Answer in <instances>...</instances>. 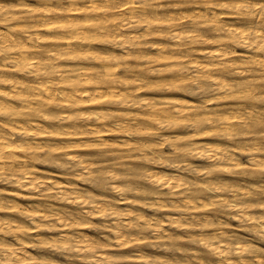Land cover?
I'll use <instances>...</instances> for the list:
<instances>
[{"label": "rangeland", "instance_id": "374dc122", "mask_svg": "<svg viewBox=\"0 0 264 264\" xmlns=\"http://www.w3.org/2000/svg\"><path fill=\"white\" fill-rule=\"evenodd\" d=\"M1 1L2 0H0V7H3L4 9H1L2 12L0 13L1 16L0 18H2L3 17L2 15L4 14L7 20H5L6 22L4 21L3 23V21L0 19L1 20L0 30H2L3 32L5 31L4 33L6 34L8 33V31H15V29L20 30L22 27L31 28L33 24V22H31L32 20L41 19L40 14L42 12L41 10L44 9V6H42L43 8L41 7L43 3L40 0L39 1L27 0L24 5H20L19 0H13V1L4 0L2 2ZM14 1L17 6H15V4H12V2L14 3ZM63 1L64 0L61 1L52 0L51 4L53 3L52 6L54 8L60 7L53 9L55 11L58 9V13L61 12V15L63 14L65 17L64 18L58 17L57 15L59 14L58 13L54 14L55 13L54 11L50 13L49 16L50 19H44L42 23L43 22L51 23L59 20L70 21V19L77 22L78 20V22L84 23V25H86L85 27H88L89 30H91L90 31L91 33L88 34L89 37L87 39V42H85L86 47L82 49L79 56L75 60L48 59L50 60L47 61L48 63L51 64L53 63L52 64V69L54 70L53 74L56 75L57 74L56 71L59 69H68L71 66H78V65L79 67L85 66L84 67L85 69L88 68L96 72H100L102 73L101 76H108L109 74H111L108 77L112 76L116 79V84H115L117 87L116 93H118L120 97L122 96L124 97L125 103H119L114 101V97L110 95V97H108L107 99L100 100V102L96 103V105L92 104L94 105V107L92 105L91 106L87 105L88 103L86 104V106L83 104L82 109H79L78 110L79 112L76 111L73 114L74 117L76 118L78 117V122H80L82 126L88 125L87 123L92 122L93 126L88 127V129H90L91 127L95 128L97 126L101 130L105 129L104 131L107 132V133L105 132L104 137L103 136L91 137L89 139L91 140L89 143L90 146L84 147V149L83 148L69 149L70 152H73L74 154L78 150L76 155H78V153L81 152L78 156L84 158L85 160L86 159L89 161L92 160L93 169L91 168L92 167L91 166L90 174L84 173L83 176L81 177L76 175V173L78 172L77 170L78 167H76V165L78 164L74 163V161L72 160H68V155L65 156L66 154H64L63 149L61 151L59 150L54 151L53 148H47L46 151L48 153L45 154L44 152L46 151H44L42 155L45 156L38 158L39 161L36 159L37 161H35V163L37 165L38 172H42L40 170L41 168L44 172L48 171L52 173L53 176L56 177V179L58 178V180H60L61 182L70 185L72 184L71 185L72 187L74 188L77 187L82 191H84V194L89 196L90 200L92 199V197H94L93 198L94 201L95 200L103 201L104 198L105 199L108 198L106 200L108 201L107 202L108 205H110L111 208H115L113 206H116V210L119 212L120 215L118 214L116 216L110 215L111 217L103 216L106 217L105 219L103 217L100 218V216H94L90 212V206L85 208V206L77 207L78 205H74L73 203H70L71 204L70 205L69 202L67 203V201H64L60 199L58 196H56L54 192L50 193L51 196L48 195L47 192L46 193L44 192L45 193L44 195L43 193H37L36 191L34 192L27 190L21 186L16 185V183L14 184V182L12 183L11 181L8 180L5 181L0 179V193L4 203H6L9 206L18 205L20 206V210L21 209L23 210L25 207L32 206V204L44 206L46 208H48L50 205L54 206L55 204V207L59 206L64 210L67 211L70 210L69 212L72 214L71 217L73 218L80 216V219L83 220L84 222L83 224L84 226H81L82 227L81 229L84 230V233L85 231H87L86 233L90 237L93 236L94 238L96 237L100 240H102L103 238L104 242H106L105 240L108 239V236L111 233V231H109L108 233L109 230L108 227L113 225L116 219L117 220L121 219L120 221H122L123 219H128V216L126 215L131 210L133 214H132V218L129 219V221L134 220L132 222L134 224L136 223V225L138 226L137 228L131 227L128 228L129 230H127L128 231L127 236H129L128 239L131 240L130 241L131 243L129 242L128 245L129 247H127L126 249H118L119 247L117 246V242L115 240L110 239L109 243L111 244V246H108V248L105 247L106 249H104V251L108 255L111 254L113 255L114 253L116 255L121 253V251L122 253H124L123 250L127 254L133 256L135 255L138 256V254H143L146 256V258L148 257V259H151L150 260L151 263L149 264H153L154 262H155L154 264H157L158 262H159L158 264H168V263L177 264L179 262L182 264H186L187 261H190V259L191 261H193L198 256L200 260L203 261V264L205 262H206L205 264H218L217 262L219 258L216 257L213 253L209 252V250L199 240L200 237L206 238L208 236L213 235V233H217L221 230L224 231L226 230L225 231L226 236L227 235L233 236L234 237L233 239L236 241V244L238 241H241L242 244L247 243L246 245H251L254 247L258 246L261 248V251H264V246H263L264 238H261L263 236L261 232L259 234L260 237H258L259 229L261 227V224L259 223L262 222L264 223V199H263L264 198V156H263L264 155V132H263L264 131V124H263L264 123V102H263L264 101V68H263L264 50H262L263 48L257 50L256 48L254 50L249 47L246 48L242 44V42H240L241 38L236 37V35L233 34L232 32L233 30H237V31H248L252 33L253 32L252 30H254L256 27L258 29L261 28V30L264 32V16H263L264 0H227V1L226 0H204V1L203 0H169V1L168 0H147V1L146 0L144 1L143 0H139V1L110 0L109 3H107L108 4L107 7L109 9L105 8V11L107 10L106 14L101 13L102 15H100L99 13H91L89 14L88 17L84 16V14H81L77 17L71 14L72 12H69L66 9V7L70 9L68 4L66 3L67 0L64 1V3ZM210 2L213 3L212 7L214 11H216L213 12L219 15L217 19L214 18L215 19L214 21L213 18L211 17L212 13H209L212 11L211 8L209 7L211 5ZM258 6H260V9ZM131 7H138L142 11L140 13L138 12L139 14L137 12L132 14H129L128 12L123 13L124 8L128 9ZM257 7H258L257 10H261V11L258 12L256 10ZM38 11L40 12L38 13ZM5 12H9L10 15L7 13H6L7 15H5ZM185 12L190 14L187 15L185 14ZM193 12L196 14H194ZM205 12L207 13V15L205 16H208L209 20L207 18H203L201 15L197 16V13L205 14ZM141 13L148 15H142ZM12 14L14 16H11ZM253 14L255 15L253 16ZM257 14H261V15L257 16ZM34 15L37 17H35ZM98 15H100L101 19H98L99 18ZM128 17L132 19H129ZM8 19L11 20L9 21ZM210 19L212 21H210ZM86 20H88L89 22ZM133 20H137V21L134 22ZM165 20L166 23H164L163 25V23L161 22H164ZM132 22L137 23V25L134 23L132 24ZM17 23H19L20 26L21 25L22 26L18 27L19 24L17 25ZM22 23H24V25ZM123 23L128 24L125 25L127 26L125 28H127L129 32H127L128 30L123 27L124 25ZM2 24L5 25L3 26ZM100 24H102L103 26ZM104 25H109L110 27L107 26L106 29ZM116 25L120 28H118ZM214 26L215 29H213ZM99 29L102 30L100 31ZM144 32L145 34H143ZM123 35H125V37H123ZM175 35H177V38H175ZM108 36H110L109 37L110 39L108 38ZM134 36H136V38H134ZM141 36L145 38H142ZM113 37L114 39H112ZM126 37L128 44H122L121 39L124 38L126 39ZM8 38H9V33L5 39ZM141 38L142 40L143 39L144 40L141 41ZM235 41L239 43H236ZM119 44L121 45L119 46ZM127 45L128 48L126 47ZM2 46H3V40L0 39V49ZM48 47L52 49L51 46ZM48 47L47 49L49 50ZM159 47H161V50ZM224 47L230 51L231 49L232 51L235 50L236 51V52L234 51L235 54H233L234 53L233 52L232 54H229L226 58L223 59L222 58L217 59L216 57L214 58V56L213 58H210L211 56L210 57L207 56L205 58L204 56H202V52H205L207 50L215 51L217 49ZM125 51L128 52L126 53ZM128 53H130L131 56ZM1 55L4 54L0 53V61L4 62V60H1V57H3ZM192 56H194V58L199 60L201 65H203L206 68L204 67L202 68L201 65L196 67L195 64L187 63L186 60L189 58H193ZM174 61L177 62L174 63ZM9 68L4 69V71L0 69V72L1 71L4 72L5 77L6 78L8 77L7 78L8 80L10 78L12 80H15L14 79L16 77L15 75L18 74L19 75L22 74L21 76L27 79L28 78L35 79V76L43 75L39 71V69L41 70L42 67L41 66L34 67L35 68L34 69L32 67V64L27 65L22 71H18V74L16 73L17 72L16 70L14 71L11 68L10 69ZM29 68H32L34 71H36V73L34 71L29 72ZM239 69L241 70L242 73L239 71ZM238 71L240 74L238 73ZM11 72L14 73L11 74ZM106 72H109L108 75ZM9 74H11L12 77ZM216 78L218 80L221 79L225 80L224 82H226L228 87L231 88L227 87L229 90L226 88V90H224L225 92L224 91L217 92L214 89L215 86H213L214 79ZM9 85L11 86L12 84L10 82L1 83V87H3L4 89L6 87L10 88ZM9 88L7 89L8 91ZM179 98L183 99L185 103L194 104L195 106H197V108L191 110L192 112L190 111L191 117L187 112L183 114L184 117L182 118L178 117V114L176 112L177 107L171 103L173 102V100ZM130 100H132V102H130ZM207 104L209 106H207ZM95 111L109 113L108 116L110 117L107 116V119H104L103 122L100 124V122L95 121V118H93L94 115L92 113H94ZM193 112H195V115L196 114L198 115L195 116ZM54 116L52 117L53 121L49 122V124L52 126V128H49V130L53 132H55L56 129H59L56 127L62 123V122H57V118L56 117L54 118ZM84 117H86V119ZM227 117L228 119L231 118L230 122H232L230 123L228 129H226L225 126ZM14 119H16V117ZM126 119L127 122H130L132 125H136V127L134 126L131 134L129 133L124 134V132H120V131L111 132L110 134L108 130L117 129L116 128L117 124H121V123L125 124ZM193 120H196L197 122ZM195 122L198 124H196ZM63 123H65L67 126L71 125V121L63 122ZM223 128L225 131L223 130ZM70 130H72V128H70ZM11 138L15 140H21L19 134L18 135L14 134L13 136L11 135ZM53 138L54 139L50 141L51 143L50 146L58 143L63 145L64 143L65 144L67 142L71 143L73 141L72 139H68L66 141L65 139L61 140L62 137L59 136L58 137L54 136ZM125 139H128V141L130 140V142L129 145L123 146L122 142ZM102 140L107 144H103ZM168 140L170 142H168ZM172 140L174 141L173 142L174 145L173 143H171ZM195 142L196 144L200 143L204 145L210 144V146L214 145V147L216 146L222 147L224 145L223 148H227V150L231 153L232 160L211 162L206 160V158L195 156L196 153L192 151L195 150V146H194ZM93 144L96 145V147H93L94 146ZM190 148L192 150H190ZM252 149L253 151H251ZM69 150H67V152ZM49 151L51 153L53 152L54 154L53 153L51 154ZM254 151L257 153V156L255 155L256 153L254 154ZM21 155L25 156L24 152H22ZM52 155L54 156V158ZM51 158L53 160L55 159V161L51 160ZM56 158L59 163L56 162ZM27 159H29V157H27ZM43 159H45L46 161H43ZM48 159H50L51 161ZM78 169H81V167ZM75 170L77 171L75 172ZM92 170L93 171L95 170V172H93ZM170 173L171 175H169ZM91 174L94 175L95 178ZM112 174L115 175L114 178L118 177V180L112 178L111 177ZM85 175H87L88 177L90 175L91 180H89L88 177H84ZM158 175L159 176L168 175L169 177L171 176L174 178L177 177L178 179H176L175 181L177 182L176 185L177 184L178 185L174 189L175 191L170 193V191L167 189L166 186L160 185V183L157 182L158 179L155 180L154 178L155 176ZM92 179L93 180L96 179V180L93 182ZM125 180L127 182H125ZM118 181L120 183H117ZM117 185H120L122 190H118L120 187ZM191 190H193V192ZM242 191L247 195L244 196ZM173 194L176 195L173 196ZM186 195L196 200L197 202L196 210L191 207H188L187 209V207L184 205V202L182 201L181 198H184ZM32 196H34L35 201ZM14 197H16L17 199ZM125 197H128L130 202L131 201L133 202L131 203V205L133 204L132 206H130V203L128 201L124 200ZM158 198L161 200H159ZM173 199L174 201H172ZM157 200H159L160 202H158ZM19 201L21 202V205ZM39 201H41L40 204L38 203ZM171 201L174 202V204L178 207H174L173 206L174 204L172 203L171 205L172 207L170 206L169 209V204H171ZM249 201L252 203V205ZM156 202L160 203V208H159V204ZM162 204H164L165 209H163V207L161 208ZM224 204L225 206L228 204L226 206L227 207L226 209L224 208ZM165 205H167L168 208H166L167 206ZM179 206L180 207L182 206L183 209L180 208ZM238 206L240 207L247 206L245 210L246 213L242 214V212L238 211L237 209ZM184 207L187 210L184 209ZM84 209L87 210L85 211ZM132 209H134V212ZM189 210L192 213H193L192 210L198 212L196 213L194 211L195 214L193 213L194 215H192L190 214L191 212ZM16 212L17 210L14 209L11 210L7 209L6 211H4L5 215L12 214V216H10L9 219L18 220L19 221L18 224H23L25 226L28 225L30 227H33V224L31 223L29 218H27L23 214H19ZM91 214L93 216H91ZM246 217H249L248 219L250 221L248 219L245 220ZM256 218L259 221H256ZM175 221H179L178 223L179 224L181 223V225L183 224V226H180L178 224L176 225ZM222 221L225 222L223 223ZM252 221H255L256 223ZM87 222L89 224L94 222V224L92 223V225H89L87 224ZM161 222H163V224ZM184 223L185 224L187 223V225L185 226ZM251 224H253V227L249 228V226H252ZM258 225H260V227ZM252 228L253 231L258 230L256 231L258 233L254 234L255 232L252 231ZM56 229H55L56 231L41 230L40 233L43 236V238L45 237L52 238V237H56L57 234H58L57 237H59L60 235L66 232V230H63L59 226ZM58 229L59 230L61 229L60 231L62 233L61 232L58 233L59 231ZM81 229L79 230L75 229L76 232L75 230L74 231L71 230L70 233L72 232L73 234H75L79 232ZM105 229L107 230L105 231ZM102 232L103 234H106V236L103 235ZM192 235L195 236L196 238L192 237ZM11 236L12 235H7L5 240L7 242L9 241L8 244L10 243L16 245L17 242L15 237L14 236L11 237ZM25 237H26V241L30 240L29 245L27 243V248H25L27 251L26 250L25 251L28 254L32 253L37 257L40 258L42 257V259H45V262L47 261L46 264L57 263L56 262L57 260L59 264H67L68 262H69L68 264H71V262L72 264L74 263L89 264L88 260L81 254L82 252L77 253L75 251L73 252L64 251L63 249H61L60 246H56L54 243L52 244L49 243L50 246L48 244H41L38 240H35L36 239L35 236L30 237L29 235H26ZM136 237L141 239H138ZM143 238L145 242L144 241L141 242ZM134 239L136 240V242ZM170 239H172L171 241L172 244H170L171 242H169ZM196 239L197 241H195ZM247 239H249L250 241ZM247 241H249V244ZM252 242L253 244H251ZM112 244L115 245L112 246ZM38 246L40 248H38ZM54 247H58V248L55 249ZM148 253L150 254V256ZM194 253L196 254L194 255ZM68 254L71 255V257ZM151 254L153 258H150ZM80 255L81 258L83 257L84 258L80 259ZM159 256H161V258ZM177 256L181 261L177 260L178 259ZM262 256H264V252L262 253ZM192 257L194 258L192 259ZM261 258L264 260L263 257ZM168 260H170V262H167ZM61 261H63V263ZM122 262H126V261L123 260ZM139 262L140 261L136 262V260L135 261L133 260L132 263L130 264H147L145 263V261L144 262L142 261L140 263ZM120 264L123 263L120 262Z\"/></svg>", "mask_w": 264, "mask_h": 264}, {"label": "bare ground", "instance_id": "6f19581e", "mask_svg": "<svg viewBox=\"0 0 264 264\" xmlns=\"http://www.w3.org/2000/svg\"><path fill=\"white\" fill-rule=\"evenodd\" d=\"M4 1V0H2ZM1 1V2H2ZM13 1V0H11ZM27 0H19V4L20 5H24L25 2ZM32 1V0H31ZM35 1H39V0H35ZM44 6V9L41 10V19H37V20H32L31 22H33L32 27L30 28H21L20 30L15 29V31H8L9 33V38L5 39L8 36V33H4L2 30H0V39L3 40V46L0 49V53H3L4 55H1L3 57H1V60H4V62L0 61V69H2V71H4V69L6 68H11L12 70H16L17 74L18 71H22L27 65L32 64V67H39L41 66L42 69L39 71L41 72V76H35V79H27L24 78L21 75H15L16 77L14 78L15 80H12L11 78L8 80L5 77L4 72H0V179L5 180V181H11L12 183L14 182V184L16 183V185L21 186L27 190L30 191H36L37 193H43L45 195V193L47 192L48 195H50V193L54 192L56 194V196H58L60 199L67 201V203H73L74 205H78L79 206H85L88 207L90 206V212L94 215V216H100V218H102L103 216H112V215H120L119 212L116 210V206H113L115 208H111L110 205H108V201H106L107 199L104 198L103 201H99V200H95L94 201V197H92V199L90 200L89 196H87L86 194H84V191H82L79 188H74L72 187L70 184L61 182L60 180H58V178L56 179V177L53 176L52 173L48 172H44L41 168L40 170L42 172H38L37 170V165L35 163V161L38 160V158L40 157H44L42 155V153L44 151L47 150V148H53L54 151H61L63 149L64 154H66L65 156L68 155V160H72L74 161V163L78 164L76 165L77 170H78V174L76 173V175H78L79 177L83 176V174L87 173L90 174L91 170L90 167L93 169V162L92 160H85L82 157H79L78 155L81 153L74 154L73 152H70V148H78V149H84V147H88L90 146V141L89 140L91 137H104V134L106 131L101 130L100 128H98L97 126L95 128H90L88 129V127L93 126L92 122L87 123L88 125L82 126V124H80V122H78V117H74V113L76 111H78L79 109H82V105L84 104L86 106L89 105L91 106L92 104H95L100 102V100L102 99H107L108 97H110V95H112L114 97V101L119 102V103H125L124 102V97H120V95H118V93H116V79L112 76L108 77V73L106 72L108 76H101L102 73L100 72H96L92 69H88V68H84V67H79L78 66H71L68 69H59L56 71V75L53 74L54 70L52 69V64L48 63L47 61H50L48 59H71V60H75L80 52L82 51L83 48L86 47L85 42H87L88 39V34H90L91 30H89L88 27H85L86 25H84V23L82 22H77L74 20L67 21V20H59L56 22H49V23H42V21L44 19H50V13L54 12L55 8H60V7H53L51 4L52 0H40ZM59 1V0H57ZM61 1V0H60ZM66 1V0H64ZM63 1V3H64ZM110 0H67L66 3L68 4V6L70 7V9H68L66 7V9L69 12H72L71 14L75 15L76 17L84 14V16L88 17L89 14L91 13H99L100 15L106 14L107 10L105 11V8L107 7V3H109ZM118 1V0H117ZM139 1V0H138ZM144 1V0H143ZM147 1V0H146ZM169 1V0H168ZM204 1V0H203ZM227 1V0H226ZM55 2V1H54ZM254 2V1H252ZM5 3V2H4ZM11 3V2H10ZM59 3V2H58ZM62 3V2H61ZM62 3V4H63ZM106 3V4H105ZM111 3V2H110ZM117 3V2H116ZM207 3V2H206ZM3 4V3H2ZM12 4H15L12 2ZM18 4V3H17ZM32 4V3H31ZM37 4V3H36ZM174 4V3H173ZM209 4V3H208ZM210 8H211V12L212 13L211 17L213 18V21L215 20L214 18H218L219 15H217V13H214L216 11H214L213 9V3L210 2ZM228 4V2H227ZM39 5V4H38ZM64 5V4H63ZM143 5V4H141ZM15 6H17L15 4ZM140 6V5H139ZM20 7V6H18ZM150 7V6H149ZM225 7V6H224ZM247 7V6H246ZM250 7V6H249ZM255 7V6H254ZM260 9V6H258ZM258 7L256 8V10L258 9ZM17 8V7H16ZM15 8V9H16ZM23 8V7H22ZM43 8V7H42ZM41 8V9H42ZM54 8V9H53ZM146 8V7H145ZM173 8V7H172ZM222 8V7H221ZM248 8V7H247ZM1 9H4L3 7H0V13L2 12ZM109 9V8H108ZM137 9V10H136ZM144 9V8H143ZM207 9V8H206ZM19 10V9H17ZM16 10V11H17ZM117 10V9H116ZM136 10V11H135ZM217 10V9H216ZM245 10V9H244ZM6 11V10H5ZM10 11V10H9ZM14 11V10H13ZM25 11V10H24ZM142 10L138 7H131V8H124L123 13H140ZM198 11V10H197ZM203 11V10H202ZM214 11V12H213ZM224 11V10H223ZM258 12L261 10H257ZM12 12V11H11ZM18 12V11H17ZM40 11H38L39 13ZM60 12V11H59ZM111 12V11H110ZM109 12V13H110ZM145 12V11H144ZM187 12V11H186ZM185 14H190V13H186ZM200 12V11H199ZM4 13V12H3ZM10 15L9 12H5V15L7 14ZM13 13V12H12ZM25 13V12H24ZM37 13V14H38ZM58 13V9L55 11L54 14ZM63 13V12H62ZM116 13V12H114ZM113 13V14H114ZM122 13V12H121ZM138 13V14H139ZM194 13V12H193ZM202 13V12H201ZM201 13H197V16L201 15L203 18H207L208 16L207 13L205 12V14H201ZM257 13V12H256ZM255 13V14H256ZM14 14V13H13ZM11 16H14V15ZM33 14V13H32ZM59 15H57L60 18H64L65 16L62 14L61 12L58 13ZM112 14V15H113ZM142 14V13H141ZM196 14V13H194ZM253 14V16L255 15ZM2 15V14H1ZM96 15V14H95ZM94 15V16H95ZM100 15H98V19L100 18ZM142 15H148V14H142ZM192 15V14H191ZM209 15V14H208ZM260 16L261 14H257V16ZM3 17L0 18L3 23L5 20H7V18L4 16V14L2 15ZM10 16V17H11ZM32 16V15H31ZM35 16V15H34ZM127 16V14H126ZM125 16V17H126ZM264 16V15H263ZM1 17V16H0ZM8 17V16H7ZM9 17V18H10ZM26 17V16H25ZM37 17V16H35ZM68 17V16H66ZM93 17V16H92ZM104 17V16H102ZM116 17V16H115ZM118 17V16H117ZM130 17V16H129ZM128 17V18H129ZM133 17V16H131ZM135 17V16H134ZM150 17V16H149ZM148 17V19H149ZM169 17V16H167ZM252 17V14H251ZM250 17V18H251ZM262 17V16H261ZM15 18V17H14ZM71 18V17H69ZM75 18V17H74ZM72 18V19H74ZM97 18V16H96ZM123 18V17H122ZM145 18V17H143ZM171 18V17H170ZM28 19V18H27ZM34 19V18H33ZM78 19V18H77ZM90 19V18H89ZM104 19V18H103ZM132 19V18H129ZM135 19V18H134ZM221 19V18H220ZM261 19V18H260ZM259 19V20H260ZM0 20V21H1ZM9 20V19H8ZM11 20V19H10ZM9 20V21H10ZM25 20V19H24ZM54 20V19H52ZM76 20V19H75ZM92 20V19H91ZM113 20V19H112ZM138 20V19H137ZM137 20H133L134 22H136ZM144 20V19H143ZM156 20V19H155ZM164 20V19H163ZM206 20V19H205ZM209 20V19H208ZM88 21V20H86ZM97 21V20H95ZM106 21V19H105ZM114 21V20H113ZM125 21V20H124ZM139 21V20H138ZM151 21V19H150ZM158 21V20H157ZM210 21H212L210 19ZM6 22V21H5ZM30 22V23H31ZM89 22V21H88ZM87 22V23H88ZM92 22V21H91ZM132 22V24L134 23ZM142 22V20H141ZM193 22V21H192ZM205 22V21H204ZM121 23V22H119ZM166 23V20L164 22ZM19 23H17L18 25ZM24 25V23H22ZM117 24V23H116ZM124 24V23H123ZM127 24V23H126ZM126 24L123 25V27H127L125 26ZM137 25V23H134ZM3 25V24H2ZM1 25V26H2ZM5 25V24H4ZM3 25V26H4ZM8 25V24H6ZM15 25V24H14ZM16 25V26H17ZM102 25V24H100ZM128 25V24H127ZM176 25V24H175ZM20 26V24L18 25V27ZM22 26V25H21ZM20 26V27H21ZM103 26V25H102ZM105 28L109 25H104ZM117 26V25H116ZM208 26V25H207ZM211 26V25H210ZM218 26V25H217ZM14 27V26H12ZM96 27V26H95ZM118 27V26H117ZM220 27V26H219ZM226 27V26H225ZM115 28V27H114ZM120 28V27H118ZM129 28V26H128ZM218 28V27H217ZM230 28V27H229ZM94 29V28H93ZM92 29V30H93ZM104 29V28H103ZM107 29V28H106ZM127 29V28H125ZM215 29V26L214 28ZM11 30V28H10ZM100 30V29H99ZM102 30V29H101ZM100 30V31H101ZM105 30V29H104ZM128 30V29H127ZM228 30V29H227ZM123 31V30H122ZM182 31V30H180ZM184 31V30H183ZM186 31V30H185ZM220 31V30H219ZM232 31V30H231ZM253 34L251 32L248 31H237V30H233V34L236 35V37L241 38L242 44L247 48H251V49H260L263 48L262 50H264V32L260 29H258L257 27L252 30ZM129 32V30L127 31ZM148 32V31H147ZM93 33V32H92ZM112 33V32H111ZM126 33V32H125ZM157 33V32H156ZM183 33V32H182ZM181 33V34H182ZM140 34V33H139ZM145 34V32L143 33ZM141 34V35H143ZM200 34V33H199ZM218 34V33H217ZM238 34V35H237ZM107 35V34H106ZM138 35V34H136ZM178 35V34H177ZM177 35H175V38H177ZM145 36V35H143ZM191 36V35H190ZM196 36V35H195ZM209 36V35H208ZM233 36V35H232ZM231 36V37H232ZM253 36V37H252ZM110 36H108L109 38ZM120 37V36H119ZM123 37H125V35H123ZM142 37V36H141ZM224 37V36H223ZM222 37V38H223ZM122 38V37H121ZM134 38H136V36H134ZM145 38V37H142ZM141 38V41H143ZM192 38V37H191ZM209 38V37H208ZM238 38V39H239ZM110 39V38H109ZM114 39V37L112 38ZM185 39V38H184ZM212 39V38H210ZM230 39V37H229ZM236 39V38H235ZM237 39V40H238ZM120 40V39H119ZM196 40V39H195ZM209 40V39H208ZM234 40V39H233ZM112 41V40H109ZM182 41V40H181ZM206 41V39H205ZM122 44H128L127 41V37L126 39H121ZM131 42V40H130ZM140 42V41H137ZM208 42V41H207ZM205 42V43H207ZM213 42V41H211ZM216 42V41H214ZM219 42V41H218ZM236 43H239L237 41H235ZM88 44V43H87ZM133 44V43H131ZM241 44V45H242ZM2 45V44H1ZM121 44H119L120 46ZM208 45V44H207ZM212 45V44H211ZM225 45V44H223ZM48 46H51L52 49H50ZM88 46V45H87ZM132 46V45H131ZM136 46V45H135ZM139 46V45H138ZM227 46V44H226ZM229 46V45H228ZM235 46V45H234ZM47 47L49 48V50L47 49ZM128 48V45L126 46ZM142 47V46H140ZM230 47V46H229ZM232 47V45H231ZM123 48V46H122ZM121 48V49H122ZM126 48V49H127ZM161 50V47H159ZM242 49V48H241ZM245 49V48H244ZM250 49V50H251ZM125 50V49H124ZM123 50V51H124ZM205 50V49H204ZM163 51V50H162ZM161 51V52H162ZM165 51V50H164ZM176 51V50H175ZM235 51V50H234ZM234 51L227 50V48H220L217 49L215 51H205L202 52V56L207 57V56H211L210 58H214L216 57L217 59L219 58H226L229 54H232ZM126 52V51H125ZM128 52V51H127ZM126 52V53H127ZM131 52V51H130ZM152 52V51H151ZM236 52V51H235ZM235 52L233 54H235ZM159 53V52H157ZM165 53V52H164ZM167 53V52H166ZM239 53V52H238ZM130 55V53H128ZM152 54V53H151ZM161 54V53H159ZM253 54V53H252ZM261 54V53H260ZM123 55V53H122ZM166 55V54H165ZM247 55V54H245ZM255 55V54H254ZM131 56V55H130ZM164 56V55H163ZM191 56V55H190ZM264 56V55H263ZM124 57V56H123ZM127 57V56H126ZM125 57V58H126ZM153 57V56H152ZM155 57V56H154ZM170 57V56H169ZM193 58H189L186 60L187 63L190 64H195L196 67L200 66L201 63L199 62V60H197L196 58H194V56H192ZM246 57V56H245ZM120 58V57H119ZM118 58V59H119ZM163 58V57H162ZM168 58V57H167ZM171 58V57H170ZM203 58V59H204ZM169 59V58H168ZM208 59V58H207ZM221 59V60H222ZM233 59V58H232ZM231 59V60H232ZM95 60V59H94ZM115 60V59H114ZM165 60V59H163ZM235 60V59H234ZM33 61V62H32ZM53 61V60H52ZM217 61V60H216ZM96 62V61H95ZM177 61H174V63ZM215 62V61H214ZM219 62V61H218ZM74 63V62H73ZM236 63V62H235ZM55 64V63H54ZM61 64V63H60ZM59 64V65H60ZM86 64V63H85ZM91 64V63H90ZM121 64V63H120ZM162 64V63H160ZM232 64V63H231ZM89 65V64H88ZM108 65V64H106ZM125 65V64H124ZM212 65V64H211ZM9 66V67H8ZM112 66V65H111ZM202 68L204 67L203 65H201ZM60 67V66H59ZM87 67V66H86ZM132 67V66H131ZM9 68V69H10ZM206 68V67H204ZM227 68V67H226ZM242 68V67H241ZM264 68V67H263ZM35 69V68H34ZM104 69V68H103ZM196 69V68H195ZM6 71V70H5ZM34 71L32 68H29V72ZM103 71V70H102ZM239 71L241 72V70L239 69ZM238 71V73H239ZM243 71V70H242ZM245 71V70H244ZM250 71V70H249ZM26 72V71H25ZM28 72V73H29ZM36 73V71H34ZM104 72V71H103ZM126 72V71H125ZM14 72H11V74ZM22 73V72H21ZM177 73V72H176ZM231 73V72H230ZM242 73V72H241ZM11 74H9L11 76ZM24 74V73H23ZM180 74V73H179ZM202 74V73H201ZM240 74V73H239ZM244 74V73H243ZM37 75V74H36ZM105 75V74H104ZM156 75V74H155ZM227 75V74H226ZM252 75V74H251ZM8 76V75H7ZM12 77V76H11ZM18 77V78H17ZM242 78V77H241ZM221 79V78H220ZM31 80V81H30ZM234 80V79H233ZM225 80H218L217 78L214 79V84L213 86L214 89L218 92L220 91H224L226 90V88L228 87V85L226 84V82H224ZM10 82L12 85L9 88V91L7 90L8 88L6 87L5 89L3 87H1V83H7ZM202 82V81H201ZM229 82V80H228ZM237 82V81H236ZM251 82V81H249ZM36 84V85H35ZM205 85V84H204ZM246 85V84H245ZM249 85V84H248ZM247 85V86H248ZM5 86V84H4ZM232 86V85H231ZM234 86V85H233ZM231 88V87H228ZM227 88V89H228ZM250 89V88H249ZM149 90V89H148ZM229 90V89H228ZM225 92V91H224ZM175 93V92H174ZM148 94V93H147ZM208 95V94H207ZM221 95V93H220ZM228 95V94H227ZM183 96V95H182ZM219 96V95H218ZM137 97V96H136ZM180 97V96H179ZM196 97V96H195ZM200 97V96H199ZM202 97V96H201ZM206 97V95H205ZM249 97V96H248ZM241 98V97H240ZM241 100V99H240ZM259 100V99H258ZM263 100V99H262ZM152 101V100H151ZM168 101V100H167ZM249 101V100H248ZM129 102V100H128ZM130 102H132V100H130ZM187 102V101H186ZM244 102V101H243ZM264 102V101H263ZM248 103V102H247ZM259 103V102H258ZM171 104H174L177 107V114L179 118L184 117L183 114L185 112H187L190 114V111L194 108H197V106H195L194 104H188L185 103V101L183 99H175L173 100V102ZM243 104V103H242ZM262 104V103H261ZM105 105V104H104ZM114 105V104H113ZM148 105V104H147ZM94 107V105H92ZM207 106H209L207 104ZM241 107V106H240ZM224 108V107H223ZM227 108V107H226ZM229 108V107H228ZM239 108V107H238ZM243 109V108H242ZM244 110V109H243ZM59 111V112H58ZM231 111V110H230ZM79 112V111H78ZM163 112V111H162ZM192 112V111H191ZM86 113V112H85ZM84 113V114H85ZM88 113V112H87ZM91 113V112H90ZM197 113V112H196ZM94 115L93 118H95V121L100 122V124L103 122L104 119H107V116L109 115V113H104V112H94L92 113ZM193 114L195 115V112H193ZM55 115V116H54ZM86 115V114H85ZM88 115V114H87ZM193 115V116H194ZM198 115V114H196ZM195 115V116H196ZM54 116V118H57V122H62L59 126H55L56 129L55 132L49 130V128H52V126L49 124L50 121H53L52 117ZM188 116V115H187ZM16 117V119L14 118ZM110 117V116H108ZM177 117V120H178ZM191 117V116H190ZM86 119V117H84ZM88 118V116H87ZM126 118V117H125ZM124 118V119H125ZM230 118V117H229ZM90 119V118H89ZM123 119V117H122ZM129 119V118H127ZM126 119V123L125 124H117L116 128L117 129H111L108 130L111 134V132H115V131H120V132H124V134H131V132L133 131L134 126L136 127V125H132L130 122H127ZM185 119V118H184ZM190 119V118H189ZM231 119V118H230ZM230 119L226 120V129L229 128L230 123ZM249 119V118H248ZM83 120V119H82ZM131 120V119H130ZM152 120V119H151ZM223 120V118H222ZM241 120V119H240ZM71 121V125H66L63 122H70ZM85 121V120H84ZM83 121V122H84ZM120 121V120H119ZM118 121V122H119ZM196 121V120H193ZM197 122V121H196ZM195 122V123H196ZM120 123V122H119ZM222 123V122H221ZM240 123V122H239ZM95 124V123H94ZM97 124V123H96ZM99 124V125H100ZM105 124V123H104ZM112 124V123H111ZM116 124V122H115ZM184 124V123H183ZM198 124V123H196ZM254 124V123H253ZM262 124V123H261ZM264 124V123H263ZM110 125V124H109ZM185 125V124H184ZM222 125V124H221ZM197 126V125H196ZM54 127V128H55ZM187 127V126H186ZM62 128V129H61ZM70 128H72V130H70ZM225 128V127H224ZM223 128V130H224ZM256 129V128H255ZM142 130V129H141ZM225 131V130H224ZM255 131V130H254ZM259 131V130H258ZM176 132V131H175ZM186 132V131H185ZM191 132V131H190ZM264 132V131H263ZM57 133V134H56ZM107 133V132H106ZM139 133V132H136ZM182 133V132H181ZM210 133V132H209ZM14 134L18 135L21 137V140H15L13 138H11V135L13 136ZM134 134V133H133ZM188 134V133H187ZM251 134V133H250ZM245 135V134H244ZM54 136H59L62 137L61 140H68V139H72L73 141L71 143L67 142L66 144L64 143L63 145H61L60 143L58 144H53L52 146H50V141H52L54 138ZM168 136V135H167ZM141 137V136H140ZM200 137V136H199ZM125 138V137H124ZM218 138V137H217ZM57 139V138H55ZM173 139V138H172ZM224 139V138H223ZM238 139V137H237ZM246 139V138H245ZM234 140V139H233ZM242 140V139H241ZM247 140V139H246ZM255 140V139H254ZM108 141V140H107ZM203 141V140H201ZM222 141V140H221ZM250 141V140H249ZM103 142V140H102ZM111 142V141H110ZM130 140L128 141V139H125L122 142V145H129ZM168 142H170L168 140ZM174 141L172 140L171 143H173ZM113 143V142H112ZM111 143V144H112ZM147 143V142H146ZM176 143V141H175ZM208 143V142H207ZM215 143V142H214ZM236 143V142H235ZM103 144H107L105 142H103ZM115 144V142H114ZM113 144V145H114ZM226 144V142H225ZM94 145V144H93ZM92 145V146H93ZM172 145V144H171ZM174 145V143H173ZM217 145V144H216ZM221 145V144H220ZM223 145V144H222ZM110 146V145H108ZM195 150H192L190 148V150L194 151L196 153L195 156L201 157V158H206V160L211 161V162H221V161H230L232 160V156L231 153L227 150V148H223L224 145L222 147L220 146H210V144L208 145H204V144H196L195 142ZM93 147H96V145H94ZM174 147V146H173ZM176 147V146H175ZM90 148V147H89ZM235 148V147H234ZM233 148V149H234ZM257 148V147H256ZM87 149V148H85ZM181 149V148H180ZM42 150V151H39ZM67 150H69L67 152ZM261 150V149H260ZM168 151V150H167ZM249 151V150H248ZM253 151V149L251 150ZM24 152L25 156L21 155V153ZM41 152V153H40ZM50 152V151H49ZM61 152V153H63ZM241 152V151H240ZM259 152V151H258ZM45 154L48 153L47 151L44 152ZM51 153V152H50ZM49 153V155H50ZM53 153V152H52ZM51 153V154H52ZM56 153V152H55ZM60 153V154H61ZM145 153V152H144ZM250 153V152H249ZM256 152L254 151V154ZM260 153V152H259ZM54 154V153H53ZM101 154V153H100ZM262 154V153H261ZM48 155V154H47ZM249 155V154H248ZM257 156V153L255 154ZM254 155V156H255ZM53 156V155H52ZM178 156V155H177ZM264 156V155H263ZM27 157H29V159H27ZM63 157V156H62ZM156 157V156H155ZM160 157V156H159ZM182 157V156H181ZM54 158V156H53ZM58 158V157H57ZM56 158V162L57 161ZM153 158V157H152ZM257 158V157H256ZM37 159V160H36ZM47 159V158H46ZM135 159V158H134ZM263 159V158H262ZM50 160V159H48ZM47 160V161H48ZM51 160H53L51 158ZM50 160V161H51ZM62 160V159H61ZM39 161V160H38ZM43 161H46L45 159H43ZM55 161V159L53 160ZM71 161V162H72ZM201 161V160H200ZM92 162V163H91ZM161 162V161H160ZM59 163V162H58ZM62 163V162H61ZM210 164V163H209ZM60 166V165H59ZM39 168V167H38ZM162 169V168H161ZM75 170V172L77 171ZM82 171V173H81ZM93 171V170H92ZM165 171V170H164ZM175 171V170H174ZM95 172V170L93 171ZM178 172V171H177ZM263 172V171H262ZM145 173V172H144ZM205 173V172H204ZM261 173V172H260ZM165 174V173H164ZM92 175V174H91ZM171 175V173L169 174ZM194 175V174H193ZM57 176V175H56ZM94 177V175H92ZM114 174L111 175L112 178H114ZM159 176V175H158ZM155 176V180H157L158 183H160V185L162 186H166L167 189L170 191V193H172L173 191H175L174 189L177 187L176 185V179H178L177 177H169L168 175H160L159 177ZM176 176V175H175ZM59 177V176H58ZM84 177H88L87 175H85ZM89 180L90 179V175H89ZM95 178V177H94ZM127 178V176H126ZM125 178V179H126ZM61 179V178H60ZM116 180H118L117 178H114ZM130 179V178H129ZM210 179V178H209ZM96 180V179H95ZM95 180L92 179V181L94 182ZM124 180V179H123ZM127 180V179H126ZM125 180V182H127ZM4 181V182H5ZM91 181V182H92ZM104 181V180H103ZM130 181V180H129ZM128 181V182H129ZM3 182V181H1ZM156 182V181H155ZM117 183H120L119 181ZM81 185V184H79ZM15 186V185H14ZM83 186V185H82ZM86 186V185H85ZM114 186V184H113ZM116 186V183H115ZM120 187V185H117ZM80 187V186H79ZM5 188V187H4ZM116 188V187H115ZM162 188V187H161ZM193 188V187H192ZM191 188V189H192ZM250 188V187H249ZM11 189V188H10ZM118 189V188H117ZM194 189V188H193ZM118 190H122V188L120 187ZM195 190V189H194ZM229 190V189H228ZM242 190V189H241ZM244 190V189H243ZM247 190V189H245ZM6 191V190H5ZM14 191V190H13ZM22 191V190H21ZM20 191V192H21ZM177 191V190H176ZM193 192V190H191ZM19 192V190H18ZM45 192V193H44ZM86 192V191H85ZM88 192V191H87ZM184 192V191H182ZM195 192V191H194ZM245 192V191H244ZM247 192V191H246ZM3 193V192H2ZM98 193V192H97ZM180 193V191H179ZM243 193V191H242ZM241 193V195H242ZM16 194V193H15ZM25 194V192H24ZM100 194V193H99ZM102 194V193H101ZM159 194V193H158ZM184 194V193H183ZM191 194V193H190ZM236 194V193H235ZM249 194V193H248ZM8 195V194H7ZM28 195V194H27ZM30 195V194H29ZM32 195V194H31ZM39 195V194H38ZM42 195V194H41ZM89 195V194H88ZM104 195V194H103ZM162 195V194H161ZM176 194H173V196ZM181 195V194H180ZM243 195H247L246 193H243ZM262 195V194H261ZM16 196V195H13ZM51 196V195H50ZM10 197V195H9ZM25 197V196H24ZM31 197V196H29ZM34 199V196H32ZM41 197V196H40ZM44 197V196H43ZM178 197V196H176ZM13 198V197H12ZM16 198V197H14ZM42 198V197H41ZM46 198V197H45ZM262 198V197H261ZM17 199V198H16ZM29 199V198H28ZM56 199V197H55ZM159 199V198H158ZM182 201L184 202V205L187 207H191L193 209L196 210L197 207V202L194 198L189 197L188 195H186L184 198H181ZM247 199V198H245ZM259 199V198H258ZM264 199V198H263ZM19 200V199H18ZM126 201H128L130 203H133L132 201H129L128 197H125ZM161 200V199H159ZM159 200H157L158 202H160ZM250 200V199H249ZM255 200V199H254ZM25 201V200H24ZM33 201V200H32ZM35 201V199H34ZM58 201V200H57ZM125 201V202H126ZM174 201V199L172 200ZM171 201V204H169V209L170 206L172 205V203L174 204V202ZM180 201V199H179ZM251 201V200H250ZM249 201V202H250ZM23 202V201H22ZM49 202V201H48ZM47 202V203H48ZM51 202V201H50ZM63 202V201H62ZM113 202V201H112ZM111 202V203H112ZM156 202V203H158ZM214 202V201H213ZM244 202V201H243ZM248 202V203H249ZM20 205L21 202L19 201ZM25 203V202H24ZM39 204L41 203V201L38 202ZM46 203V204H47ZM164 203V202H163ZM251 203V202H250ZM12 204V202H11ZM32 204V203H31ZM44 204V203H43ZM49 204V203H48ZM51 204V203H50ZM159 204V208H160V203ZM168 204V203H166ZM30 205V204H29ZM45 205V204H44ZM57 205V204H56ZM62 205V204H61ZM71 205V204H70ZM115 205V204H114ZM181 205V204H179ZM228 205V204H227ZM226 205V206H227ZM235 205V204H233ZM245 205V204H244ZM252 205V203H251ZM24 206V205H23ZM27 206V205H26ZM46 206V205H45ZM126 206V205H125ZM142 206V205H141ZM167 206V205H165ZM174 207H178L175 204L173 205ZM224 204V208L226 209L227 207ZM237 206V205H236ZM25 207V206H24ZM44 206H40V205H33L32 206H28L25 207L23 210H20V206L18 205H7L6 203H4L3 198L1 197V193H0V264H46L45 259H42V257H37L34 254H28L25 248H27V243L29 245V241H26V235L31 236H35L36 239L38 240L41 244H48L49 243H54L56 246H60L61 249H63L64 251H70V252H82L81 254L88 260L89 264H130L132 263V261L136 260L140 261V262H144L149 264L151 263V259H148V257L146 258L145 255L143 254H138V256H133L130 254H127L124 250L122 253L116 254L115 253L112 255H108L105 253L104 249L108 248V246H111V244L109 243V240H115L117 242V246L119 247L118 249H126L127 247H129V242L131 241L130 239H128L129 236H127V233L129 230L128 228L131 227H136L138 225H136V223L134 224L132 221H129V219L132 218V212L130 210V212L126 215L128 216V219H123L122 221L117 220L114 221L113 225L109 226V231H111L110 235L108 236V239H106L104 242L103 238L102 240L98 239V238H93L90 237L89 235H87V231L81 229V226H84V222L83 220L80 219L79 217H71V213L67 210H64L63 208L55 207L50 205L48 208L44 207ZM63 207V206H62ZM67 207V206H66ZM65 207V208H66ZM127 207V206H126ZM164 208V204L161 205V208ZM172 207V206H171ZM180 207V206H179ZM23 208V207H22ZM143 208V207H142ZM158 208V207H157ZM168 208V206L166 207ZM182 208V206L180 207ZM229 208V207H228ZM247 206H238L237 209L238 211L242 212V214H245V210H246ZM7 209L11 210H17L16 213L19 214H23L24 216H26L27 218L30 219L31 223L33 224V227L30 226H25L23 224H18L19 221L18 220H13V219H9L10 216H12V214L9 215H5L4 211H6ZM74 209V208H73ZM177 209V208H176ZM183 209V208H182ZM184 209H186L184 207ZM186 209V210H187ZM79 210V208H78ZM85 211L87 209H84ZM134 212V209H132ZM195 210H192L193 213ZM199 210V209H198ZM128 211V210H126ZM169 211V210H168ZM175 211V209H174ZM185 211V210H184ZM190 211V210H189ZM188 211V212H189ZM236 211V210H235ZM76 212V211H75ZM173 212V210H172ZM191 212V211H190ZM196 212V211H195ZM198 212V211H197ZM196 212V213H197ZM223 212V211H222ZM225 212V211H224ZM248 212V211H247ZM14 213V212H13ZM77 213V212H76ZM192 212L190 214L194 215ZM238 213V212H237ZM236 213V215H237ZM250 213V212H249ZM255 213V212H254ZM75 214V213H74ZM79 214V213H78ZM91 214V216H93ZM126 214V213H125ZM226 214V213H225ZM83 215V214H82ZM86 215V213H85ZM172 215V214H171ZM188 215V214H187ZM20 216V215H19ZM110 216V217H111ZM134 216V215H133ZM170 216V215H169ZM227 216V215H226ZM241 216V214H240ZM249 216V215H248ZM135 217V216H134ZM99 218V217H98ZM104 219L106 217H103ZM161 218V217H160ZM192 218V217H191ZM249 217H246V219H248ZM251 218V217H250ZM255 218V217H254ZM103 219V220H104ZM193 219V218H192ZM259 219V218H258ZM115 220V219H113ZM161 220V219H158ZM249 220V219H248ZM27 221V220H26ZM101 221V220H100ZM111 221V220H110ZM157 221V220H156ZM219 221V220H218ZM250 221V220H249ZM256 221L257 220L256 218ZM262 221V220H261ZM28 222V221H27ZM113 222V221H112ZM160 222V221H159ZM174 222V221H171ZM169 222V223H171ZM179 221H175L176 225H180L183 226V224L181 225V223H178ZM223 222V221H222ZM225 222V221H224ZM223 222V223H224ZM240 222V220H239ZM255 222V221H252ZM29 223V222H28ZM94 224V222H92ZM89 224L87 222V224ZM103 223V222H102ZM163 224V222H161ZM174 223V225H175ZM189 223V222H187ZM187 223L185 224V226L187 225ZM220 223V222H219ZM221 223V224H223ZM256 223V222H255ZM254 223V225H255ZM30 224V223H29ZM86 224V225H87ZM191 224V223H190ZM214 224V223H213ZM220 224V225H221ZM261 224L258 225L260 227L259 229V233L256 231H252L255 232L254 234L258 233V237L260 232L262 233V237L264 238V223H259ZM31 225V224H30ZM104 225V224H103ZM107 225V224H106ZM193 225V224H192ZM196 225V224H195ZM208 225V223H207ZM206 225V226H207ZM211 225V224H210ZM219 225V224H218ZM250 225V224H249ZM253 227V224H251ZM257 225V224H256ZM62 228L63 230H66V232L62 235H60L59 237L58 234L56 237H52V238H48L45 237L43 238V236L41 235V230H55L57 227ZM95 226V225H94ZM161 226V225H160ZM191 226V225H190ZM222 226V225H221ZM88 227V226H86ZM91 227V226H90ZM96 227V226H95ZM104 227V226H103ZM163 227V226H162ZM199 227V226H198ZM201 227V226H200ZM209 227V226H208ZM218 227V226H216ZM215 227V228H216ZM226 227V226H225ZM258 227V228H259ZM144 228V227H143ZM142 228V229H143ZM187 228V227H186ZM190 228V227H189ZM207 228V227H206ZM214 228V229H215ZM220 228V227H219ZM256 228V226H255ZM254 228V230H255ZM83 230V231H79L75 234H73L72 232L70 233V231H74V230ZM211 229V228H210ZM223 229V228H221ZM219 229V230H221ZM57 230V229H56ZM55 230V231H56ZM59 230V229H58ZM61 230V229H60ZM58 231L61 232V231ZM75 230V232H76ZM94 230V229H92ZM100 230V229H99ZM107 229H105L106 231ZM189 230V229H188ZM104 231V232H105ZM180 231V230H179ZM184 231V230H183ZM226 231V230H225ZM224 230H221L217 233H213V235L208 236L206 238H201L200 237V242H202V244H204V246L209 250V252L213 253L216 257L219 258L218 260V264H264V260L261 258L264 256H262V253L264 251H261L260 247H254L251 245H246L242 244L241 241H238L236 244V241L233 239V236L227 235L226 236V232ZM251 231V230H250ZM251 231V232H252ZM54 232V231H53ZM91 232V231H90ZM130 232V231H129ZM181 232V231H180ZM242 232V231H241ZM43 233V232H42ZM57 233V232H56ZM55 233V234H56ZM62 233V232H61ZM89 233V232H88ZM93 233V232H92ZM107 233V232H106ZM156 233V232H155ZM175 233V232H174ZM229 233V232H228ZM44 234V233H43ZM91 234V233H90ZM94 234V233H93ZM98 234V233H97ZM103 234V232H102ZM171 234V233H170ZM208 234V233H206ZM205 234V235H206ZM7 235H12L15 237L17 244L13 245V244H8V242L5 240ZM49 235V234H48ZM51 235V233H50ZM54 235V234H53ZM96 235V234H95ZM106 236V234H103ZM102 235V236H103ZM160 235V234H159ZM11 236V237H12ZM47 236V235H46ZM104 236V237H105ZM173 236V235H172ZM191 236V234H190ZM204 236V235H203ZM239 236V235H238ZM244 236V235H243ZM28 237V236H27ZM164 237V236H162ZM167 237V236H166ZM175 237V236H174ZM173 237V238H174ZM192 237H195L192 235ZM199 237V236H198ZM9 238V237H8ZM7 238V239H8ZM48 238V239H46ZM138 238V237H136ZM146 238V237H145ZM190 238V237H189ZM196 238V237H195ZM237 238V237H236ZM260 238V239H261ZM105 239V238H104ZM141 239V238H138ZM194 239V238H193ZM135 240V239H134ZM167 240V239H166ZM238 240V239H236ZM243 240V239H241ZM249 240V239H247ZM144 241V238L142 239L141 242ZM172 239L169 240V242H171ZM197 241V239L195 240ZM250 241V240H249ZM249 241L248 244H249ZM254 241V240H252ZM33 242V241H32ZM136 242V240H135ZM139 242V241H137ZM145 242V241H144ZM159 242V241H158ZM168 242V241H167ZM257 242V241H256ZM263 242V241H262ZM131 243V242H130ZM156 243V242H154ZM161 243V242H160ZM159 243V244H160ZM145 244V243H144ZM158 244V245H159ZM162 244V243H161ZM166 244V243H165ZM164 244V245H165ZM172 244V242L170 243ZM193 244V243H192ZM253 244V242L251 243ZM255 244V243H254ZM34 245V244H31ZM54 245V246H55ZM115 245V244H114ZM112 244V246H114ZM257 245V244H256ZM263 245V244H262ZM47 246V245H45ZM50 246V245H49ZM157 246V245H155ZM161 246V245H160ZM260 246V245H259ZM264 246V245H263ZM43 247V245H42ZM106 247V248H105ZM35 248V246H34ZM37 248V247H36ZM38 248H40L38 246ZM45 248V247H44ZM53 248V247H51ZM55 249L58 247H54ZM111 248V247H109ZM114 248V247H112ZM140 248V247H139ZM32 249V247H31ZM30 249V250H31ZM43 249V248H42ZM41 249V250H42ZM181 249V248H180ZM26 250V251H25ZM60 250V249H59ZM98 250V251H97ZM179 250V249H178ZM34 251V250H33ZM36 251V250H35ZM140 251V249H139ZM195 251V250H194ZM30 252V251H28ZM62 252V251H61ZM179 252V251H178ZM197 252V250H196ZM37 253V252H36ZM44 253V252H43ZM67 253V252H66ZM126 253V254H125ZM261 253V254H260ZM135 254V253H134ZM149 254V253H148ZM147 254V255H148ZM196 253H194L195 255ZM65 255V254H64ZM67 255V254H66ZM69 255V254H68ZM73 255V254H72ZM79 255V254H78ZM193 255V254H191ZM44 256V255H43ZM55 256V255H54ZM71 257V255H69ZM150 256V254H149ZM184 256V255H183ZM198 256V255H197ZM201 256V255H200ZM205 256V255H204ZM67 257V256H66ZM83 257V258H84ZM161 258V256H159ZM178 257V256H177ZM182 257V256H181ZM189 257V256H187ZM65 258V257H64ZM68 258V257H67ZM79 258V257H78ZM81 258L80 255V259ZM152 254H151V257ZM156 258V257H154ZM183 258V257H182ZM194 257H192L193 259ZM70 259V258H69ZM85 259V260H86ZM126 259V260H125ZM187 259V258H186ZM190 259V258H189ZM203 259V258H202ZM206 259V258H204ZM56 260V259H54ZM126 261V262H122V261ZM157 260V259H156ZM178 261L180 260L179 257L177 259ZM49 261V260H48ZM71 261V260H70ZM120 261V262H118ZM155 261V260H153ZM152 261V262H153ZM158 261V260H157ZM156 261V262H157ZM181 261V260H180ZM58 263V260L56 261ZM63 263V261H61ZM75 262V261H74ZM80 262V261H79ZM86 262V261H85ZM84 262V263H85ZM139 262V263H140ZM161 262V261H160ZM167 262H170V260H168ZM172 262V261H171ZM205 262V261H204ZM57 263H53V264H57ZM65 263V262H64ZM69 263V262H68ZM67 263V264H68ZM155 263V262H154ZM153 263V264H154ZM159 263V262H158ZM157 263V264H158ZM162 263V262H161ZM173 263V262H172ZM185 263V262H184ZM206 263V262H205ZM204 263V264H205ZM59 264V263H58ZM72 264V262H71ZM75 264V263H74ZM169 264V263H168ZM177 264H182V263H177ZM186 264H203V261L200 260L199 256L195 258V260L191 261H187Z\"/></svg>", "mask_w": 264, "mask_h": 264}]
</instances>
